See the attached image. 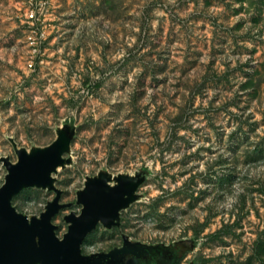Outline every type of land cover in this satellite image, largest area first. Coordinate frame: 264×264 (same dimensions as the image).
<instances>
[{
  "label": "rangeland",
  "instance_id": "1",
  "mask_svg": "<svg viewBox=\"0 0 264 264\" xmlns=\"http://www.w3.org/2000/svg\"><path fill=\"white\" fill-rule=\"evenodd\" d=\"M17 1L0 0V187L18 151L66 145L16 210L59 196L61 239L89 183L123 185L84 256L129 241L175 247L172 264H264V0H60L34 71ZM143 251L110 264L165 252Z\"/></svg>",
  "mask_w": 264,
  "mask_h": 264
},
{
  "label": "water",
  "instance_id": "2",
  "mask_svg": "<svg viewBox=\"0 0 264 264\" xmlns=\"http://www.w3.org/2000/svg\"><path fill=\"white\" fill-rule=\"evenodd\" d=\"M65 145L55 143L31 155L18 151L17 163L4 162L8 173L0 187V264H110L118 255H138L142 250L138 244L131 249L130 242L106 254L84 256L80 250L84 238L99 223L104 227L115 225L122 201L131 193L123 185L112 188L89 183L78 198L81 213L65 217L68 230L61 239L51 223L52 217L65 207L58 204L59 196L39 217L30 220L12 206V198L22 189L51 186V173L61 163L59 152Z\"/></svg>",
  "mask_w": 264,
  "mask_h": 264
},
{
  "label": "built area",
  "instance_id": "3",
  "mask_svg": "<svg viewBox=\"0 0 264 264\" xmlns=\"http://www.w3.org/2000/svg\"><path fill=\"white\" fill-rule=\"evenodd\" d=\"M58 1L60 0H18L16 3L28 49L26 68L29 71H34L43 64L45 29L53 20L54 7Z\"/></svg>",
  "mask_w": 264,
  "mask_h": 264
},
{
  "label": "flooded vegetation",
  "instance_id": "4",
  "mask_svg": "<svg viewBox=\"0 0 264 264\" xmlns=\"http://www.w3.org/2000/svg\"><path fill=\"white\" fill-rule=\"evenodd\" d=\"M27 189H28V188H27ZM20 192H21V191H20ZM20 192H19V193H20ZM19 193H18V194H19ZM18 194H17V195H18ZM17 195H15V196L12 198V200H11V204H12L13 199H14L15 197H17ZM12 206H13V204H12ZM13 207H14V206H13ZM14 208H15V207H14ZM15 210H16V208H15ZM81 210H82V209H81ZM81 210H80L79 214H77V215L75 214V215H76V216L80 215ZM16 211H17V210H16ZM59 211H60V210H59ZM59 211H58V212H59ZM17 212H18V211H17ZM18 213H20V212H18ZM20 214H22V213H20ZM22 215H24V214H22ZM55 215H56V214H55ZM55 215H54V216H55ZM25 216H26V215H25ZM54 216H53V217H54ZM26 217H27L29 220L31 219V218H29L28 216H26ZM32 218H33V217H32ZM51 220H52V219H51ZM53 225H54V224H53ZM55 226H56V225H55ZM57 231H58V226H56V229H55L54 232H55V235L60 239V237L57 235ZM90 233H91V232H90ZM90 233H89V234H90ZM89 234H88V235H89ZM88 235H87V236H88ZM87 236H86V237H87ZM85 243H86V238H84V240H83L82 243H81V246H80L81 253L84 251V248L86 247V246H85ZM174 248H175V247H174ZM118 249H119V248H118ZM169 250H170V252H169ZM171 250H172L171 247H167V248H165V252H164V253L167 254V255H170V253H171V254L173 255V253H172ZM99 253H101V252H99ZM107 253H109V252H107ZM82 254H83V253H82ZM105 254H106V253H105ZM172 255H171V256H172ZM174 255L176 256V254H174ZM174 255H173V256H174ZM179 257H180V256H178V257L176 258V260H175V261H176V264H178ZM162 258H163V257H162ZM162 258L159 259V260L157 259L156 264H161L162 261H163ZM172 258H173V257H172ZM158 262H159V263H158ZM168 264H170V263H168Z\"/></svg>",
  "mask_w": 264,
  "mask_h": 264
},
{
  "label": "crops",
  "instance_id": "5",
  "mask_svg": "<svg viewBox=\"0 0 264 264\" xmlns=\"http://www.w3.org/2000/svg\"><path fill=\"white\" fill-rule=\"evenodd\" d=\"M129 242V241H128ZM130 246L132 245L133 246V244H129ZM137 247H140V248H143L142 250H145V251H143V254L144 253H146L147 251H150V252H152V250H155V249H163V250H165V248H167V247H157V246H152V247H143V246H141V245H136ZM171 248H174V247H171ZM138 254H140L141 255V253H140V251L138 252ZM172 254L170 253V255H167V254H165V253H161L160 255H159V257H158V259H160V258H162V263L161 264H168V263H170V264H172V261H173V258L174 257H176L175 255H174V253H173V255L171 256ZM136 257L138 256V255H135ZM173 257V258H172ZM176 259H174V261H175ZM155 261H157V259H155ZM175 264H176V261H175Z\"/></svg>",
  "mask_w": 264,
  "mask_h": 264
}]
</instances>
